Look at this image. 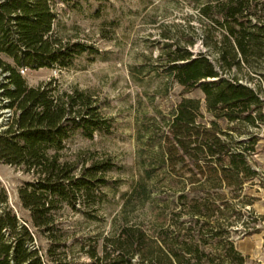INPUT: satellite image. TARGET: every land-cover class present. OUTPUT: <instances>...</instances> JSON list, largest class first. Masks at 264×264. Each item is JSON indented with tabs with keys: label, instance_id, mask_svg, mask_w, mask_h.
<instances>
[{
	"label": "trees",
	"instance_id": "obj_1",
	"mask_svg": "<svg viewBox=\"0 0 264 264\" xmlns=\"http://www.w3.org/2000/svg\"><path fill=\"white\" fill-rule=\"evenodd\" d=\"M252 1L212 0L199 10L221 32L211 46L215 63L179 46L165 52L172 80L183 90H199L211 118L201 114L200 99L178 100L159 131L148 165L141 163L137 186L144 193V181L153 182L162 170L175 177L188 172L191 185L175 196L170 213L153 215L148 228L123 223L103 240L99 254L88 252L90 264L244 263L233 235L249 232L228 218L232 206L219 190L224 186L235 196L244 181L257 175L249 163L255 138L249 134L234 140L220 124L234 131L241 124L264 125V86L254 90L234 77H222L241 66L251 74H264V3ZM53 3L0 0V103L9 112L0 131V163L32 178L17 189L18 203L29 213L28 224L18 222L0 188V264H45L39 251L29 248L32 230L52 241L50 212L56 204L65 203L71 210L85 204L107 184L105 173L113 167L107 158L70 162L59 154L74 132L90 138L94 132L108 131L110 123L96 99L87 91H59L53 79L29 87L18 72L66 68L75 56L94 51L53 37Z\"/></svg>",
	"mask_w": 264,
	"mask_h": 264
},
{
	"label": "rangeland",
	"instance_id": "obj_2",
	"mask_svg": "<svg viewBox=\"0 0 264 264\" xmlns=\"http://www.w3.org/2000/svg\"><path fill=\"white\" fill-rule=\"evenodd\" d=\"M208 1L212 0H53V37L94 51L75 56L66 68L18 72L29 87L53 79L59 91L77 89L91 94L110 123L108 131L94 132L90 138L74 132L59 154L70 162L107 158L113 167L105 173L107 184L96 189L85 204L74 210L65 203L56 204L50 212L52 241L32 230L29 248L37 249L45 264H90L88 252L94 249L99 254L103 240L113 236L123 223L148 228L153 215L170 213L175 196L190 187V174L185 171L179 177L160 171L153 182L144 181V193L137 182L141 163L148 165L155 140L178 100L200 99L201 114L211 118L203 109L199 90H183L172 80L164 55L167 49L179 46L193 56L205 54L215 63L211 46L221 32L199 11ZM263 75L251 74L241 66L222 77H234L255 90L263 88ZM260 98H264V90ZM8 119L9 112L1 102L0 131ZM239 127L227 130L220 124L234 140L246 139L249 134L255 138V156L249 157V163L257 175L244 181L235 196L224 186L219 191L232 206L228 218L236 228L249 232L233 235L237 250L245 257L243 264H255V253L264 247L260 240L264 235V132L259 127ZM31 179L21 169L0 163V188L20 224H28L29 213L20 207L17 189Z\"/></svg>",
	"mask_w": 264,
	"mask_h": 264
},
{
	"label": "crops",
	"instance_id": "obj_3",
	"mask_svg": "<svg viewBox=\"0 0 264 264\" xmlns=\"http://www.w3.org/2000/svg\"><path fill=\"white\" fill-rule=\"evenodd\" d=\"M260 240L264 241V235L260 237ZM245 254H247V252H245ZM255 262V264H264V247L255 253Z\"/></svg>",
	"mask_w": 264,
	"mask_h": 264
},
{
	"label": "built area",
	"instance_id": "obj_4",
	"mask_svg": "<svg viewBox=\"0 0 264 264\" xmlns=\"http://www.w3.org/2000/svg\"><path fill=\"white\" fill-rule=\"evenodd\" d=\"M260 99L263 101V104H264V98H260ZM262 112L264 113V105H263V108H262ZM257 126L259 128H261L263 130V132H264V127L263 126H260L259 124H257ZM253 156H255V152L252 153L249 157H253Z\"/></svg>",
	"mask_w": 264,
	"mask_h": 264
}]
</instances>
